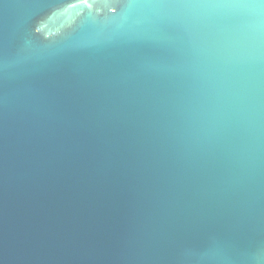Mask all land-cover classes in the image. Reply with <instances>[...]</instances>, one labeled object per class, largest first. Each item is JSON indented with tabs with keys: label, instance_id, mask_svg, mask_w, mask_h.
Instances as JSON below:
<instances>
[{
	"label": "water",
	"instance_id": "water-1",
	"mask_svg": "<svg viewBox=\"0 0 264 264\" xmlns=\"http://www.w3.org/2000/svg\"><path fill=\"white\" fill-rule=\"evenodd\" d=\"M0 264H264V0H0Z\"/></svg>",
	"mask_w": 264,
	"mask_h": 264
}]
</instances>
